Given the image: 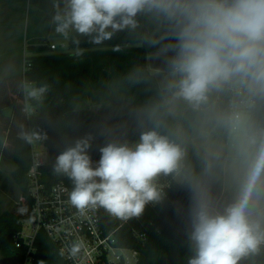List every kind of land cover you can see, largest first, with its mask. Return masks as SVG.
I'll return each mask as SVG.
<instances>
[{
    "label": "clouds",
    "instance_id": "9594fccd",
    "mask_svg": "<svg viewBox=\"0 0 264 264\" xmlns=\"http://www.w3.org/2000/svg\"><path fill=\"white\" fill-rule=\"evenodd\" d=\"M57 8V33L74 31L97 44L134 30L139 15L163 26L158 39L146 41L164 64L162 102L141 111L142 130L134 144L110 140L94 162L88 136L57 155L54 172L73 184L69 203L81 213L102 207L126 221L140 217L149 203H160L156 177L174 175L189 197L188 264H238L257 251L264 243V220L254 215L264 203V126L252 124L240 105L215 116L214 124L228 136L236 170V195L220 208L215 184L223 154L209 148L200 172L185 170L186 151L168 117L180 107L199 114L214 94L228 89L245 101H264V0H64L63 10ZM45 90L25 85L29 97ZM22 135L31 142L35 134ZM82 247V241L72 244L70 255Z\"/></svg>",
    "mask_w": 264,
    "mask_h": 264
},
{
    "label": "trees",
    "instance_id": "16d2710c",
    "mask_svg": "<svg viewBox=\"0 0 264 264\" xmlns=\"http://www.w3.org/2000/svg\"><path fill=\"white\" fill-rule=\"evenodd\" d=\"M23 1L55 15L63 10V0H9ZM134 30L117 32L109 40L94 43L91 38L69 36L70 48H83L80 53L55 52L47 40L28 44L29 56H21L20 70L0 78V136L6 138L2 156L11 160L14 167L11 176L20 191V199L4 208L0 192V256L4 261L21 260L23 248L16 246L14 236L26 221L34 218L33 197L29 189L28 170L32 164V140L23 133L31 134L29 112L37 114L35 130L47 146L51 162L43 167L54 180L72 181L65 175L54 176L55 159L75 140L92 137L90 155L100 158L99 148L110 140L123 142L124 138L137 141L140 132L132 125L118 127L105 114L86 108L88 99L95 102L127 99L134 108L143 110L162 102V86L148 66V56L156 51L146 41L158 39L163 26L149 15H139ZM69 35V34H68ZM25 85L31 88L45 87L38 97H29ZM228 95H229V89ZM215 94L211 97L213 102ZM209 103V104H210ZM32 107V110L29 108ZM10 108V112H5ZM249 120L256 126H264V101L255 100L247 109ZM198 114L185 110L183 123L188 134L198 131ZM169 122L177 132L172 115ZM205 152H187L184 169L200 172ZM226 156L218 162L219 176L215 184L217 203L224 190ZM161 183L164 198L158 204L149 203L140 217L121 220L105 209L104 227L115 230L116 243L139 252L136 264H188L192 255L188 240L189 197L186 189L174 175L156 177ZM73 185V184H72ZM26 209L21 213L19 209ZM181 209L180 212L177 209ZM143 236V238H141ZM35 260L32 264H67L58 245L40 230L35 241ZM242 264H264V243L258 250L241 258ZM124 264V263H119Z\"/></svg>",
    "mask_w": 264,
    "mask_h": 264
},
{
    "label": "rangeland",
    "instance_id": "374dc122",
    "mask_svg": "<svg viewBox=\"0 0 264 264\" xmlns=\"http://www.w3.org/2000/svg\"><path fill=\"white\" fill-rule=\"evenodd\" d=\"M53 17L54 16L47 10L41 8H38L36 12L34 7H30L29 3L23 1L12 3L9 2V0H0V78L4 77L7 73L20 70V65L22 63L21 56L23 53L27 56L31 54L28 50V44H32L33 42L37 43L47 40V43L50 45L56 43L57 48L54 49L55 52L78 54L84 50L83 48L75 49L69 47V36L77 35V33L70 31L67 36L57 33ZM152 55H150L148 59L149 69L156 76L160 85L163 86L164 64L162 60L156 58V54ZM229 91L231 92V89H229ZM227 99V90L215 94V98L213 102L209 104L208 109L197 115L198 131L194 136L187 133L183 123V114L186 109L183 107L177 108L172 114V117L178 130L180 144L185 149L186 153L206 152V150L210 148L212 151H219L227 157V195L233 200L236 195V183L234 180L236 170L233 166L232 147L226 132L214 124V118L218 113L228 112ZM86 108L105 114L112 122L116 123L118 127L132 125L139 132L142 130L140 126L142 110L134 108V105L125 98L114 102H95L92 101V99H88ZM29 110H32V107H30ZM6 113H9V109L7 108ZM246 114L249 118L247 111ZM29 117L31 122V134H35L32 139L37 142H42L43 139L38 136L34 126L37 114L31 111L29 112ZM1 138H4V136H0V139ZM123 142H127L131 145L136 141L124 138ZM44 158L49 161L48 157ZM13 167L14 163L11 160L5 159L0 155V192L4 208L14 205L20 199V191L11 176ZM52 174L54 176L62 175L55 173L54 169L52 170ZM154 183L164 198L163 186L156 178ZM261 206L262 205H259L254 210V212L256 211L254 215L258 219L264 220V207ZM15 262L16 259L14 258L4 261L0 256V264H14ZM19 262L20 260H17V264H19ZM238 264H242L241 259Z\"/></svg>",
    "mask_w": 264,
    "mask_h": 264
},
{
    "label": "built area",
    "instance_id": "2783aa9c",
    "mask_svg": "<svg viewBox=\"0 0 264 264\" xmlns=\"http://www.w3.org/2000/svg\"><path fill=\"white\" fill-rule=\"evenodd\" d=\"M51 48H57L56 43ZM255 101H245L231 89L227 99V111L240 105L245 111ZM32 164L28 170L29 189L33 197L34 218L24 223L14 240L18 248L26 252L19 264H32L35 260V241L40 230L58 245L67 264H136L139 252L116 243L115 230L104 227L105 215L102 207L88 208L83 213L73 207L68 194L73 185L65 180H54L43 167L49 165L51 157L44 141L32 139ZM44 157H48L47 161ZM52 173V170L50 171ZM143 238V236H141ZM83 242L81 251L70 255L71 245Z\"/></svg>",
    "mask_w": 264,
    "mask_h": 264
},
{
    "label": "crops",
    "instance_id": "0c3cea01",
    "mask_svg": "<svg viewBox=\"0 0 264 264\" xmlns=\"http://www.w3.org/2000/svg\"><path fill=\"white\" fill-rule=\"evenodd\" d=\"M156 52H157V50L156 51H154V52H151L150 54H149V56H148V59H149V57H150V55H154V54H156ZM152 55V56H153ZM21 66V65H20ZM11 73H13V72H10V73H7V74H5V76L6 75H9V74H11ZM7 109H9V112H10V108H7ZM5 112H6V109H5ZM5 140H6V138L4 137V138H1L0 139V151H1V149H2V147H3V145H4V143H5ZM230 143V142H229ZM0 155L2 156V152H0ZM228 194V192H227V169H226V165H225V179H224V190H223V193H222V196H221V198L219 199V201H218V206L220 207V208H222V207H224V206H227L229 203H231L233 200L232 199H230V196L229 195H227ZM260 205H262L261 207H264V203H261ZM256 212V211H255ZM254 212V213H255Z\"/></svg>",
    "mask_w": 264,
    "mask_h": 264
}]
</instances>
